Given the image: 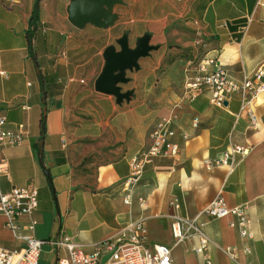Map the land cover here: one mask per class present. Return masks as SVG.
<instances>
[{"label": "crops", "instance_id": "1", "mask_svg": "<svg viewBox=\"0 0 264 264\" xmlns=\"http://www.w3.org/2000/svg\"><path fill=\"white\" fill-rule=\"evenodd\" d=\"M71 1L39 0L29 42L35 0H0V111L6 129L25 131L22 144L0 149L6 170L0 190L35 188L38 198L32 215L37 225L29 233L22 228L29 217H19L20 232L42 240L65 235L91 252L125 224L141 221L147 246L166 245L174 264H203L196 238H173L172 217L194 218L222 192L229 207H245L252 238L230 227L237 220L232 215L201 216L212 264H264V93L251 104L257 118L252 129L239 95L216 108L207 94L190 99L185 88L188 64L204 56L217 59L236 83L252 76L264 60V0H170L160 14L155 5L146 10L140 0H121L108 11L115 16L110 25L83 28L68 20ZM145 38L152 50L124 69L116 84L127 96L96 91L107 52L117 55L123 42L132 51ZM168 118L179 151L146 164L126 204L122 183L130 159L148 148L151 129ZM236 145L249 153L232 155V170L213 166ZM6 221L0 213V247H24ZM66 258L65 250L46 244L38 264Z\"/></svg>", "mask_w": 264, "mask_h": 264}, {"label": "built area", "instance_id": "2", "mask_svg": "<svg viewBox=\"0 0 264 264\" xmlns=\"http://www.w3.org/2000/svg\"><path fill=\"white\" fill-rule=\"evenodd\" d=\"M13 3V0H5ZM259 3V2H258ZM250 18L246 19L240 32L244 34L249 26ZM219 27L226 28L227 23H219ZM237 41L236 38H232ZM188 68L192 74L187 76L185 88L194 99L200 94H207L209 103L216 108H224L227 101L235 94L240 97V112L247 115L249 125L252 129L257 127V118L251 109L252 102L258 95L264 93V60L260 61L253 69L251 77H245L241 83L234 82L225 72L221 63L214 58L202 57L197 62L189 63ZM6 117L0 111V149L22 144L25 131L19 127L16 131L5 128ZM198 121H193L197 127ZM175 131L172 129V120L162 119L151 129L148 138L149 146L130 159V173L124 179L122 186L126 192L125 203L129 204L131 191L138 186L146 164L158 156H176L179 146L175 142ZM187 140V136H182ZM249 149L236 145L228 149L213 166L225 165L230 170L234 168L231 162L232 155L240 154L242 157L248 155ZM212 165L208 164V167ZM6 175V170L0 166V177ZM141 206L144 200L139 199ZM171 206L177 208L175 203ZM38 207L37 190L35 188H13L8 193L0 190V213L7 221L6 227L16 231V238L24 242V247L17 250H7L0 247V264H38L41 249L48 244L56 249H63L67 258L58 261V264H174L171 249L163 244L147 246L148 230L141 221H133L125 224L114 235L101 243L93 245L91 252L83 251L82 247L73 242L68 236H61L55 240H42L31 234L20 232V227L15 221L22 216L29 217V221L22 228L32 232L37 221L32 218ZM236 217V222H231L230 227H238L243 238H252L247 229V219L244 206L229 207L222 192L212 199L194 218H180L173 216L171 223V234L176 241L185 237H194L198 240L195 251L202 254L203 264H212L208 255L209 240L203 233L204 222L199 220L202 216L212 219H221L227 216ZM247 252V250H246ZM229 257L234 258L228 253Z\"/></svg>", "mask_w": 264, "mask_h": 264}, {"label": "water", "instance_id": "3", "mask_svg": "<svg viewBox=\"0 0 264 264\" xmlns=\"http://www.w3.org/2000/svg\"><path fill=\"white\" fill-rule=\"evenodd\" d=\"M121 3V0H72L68 7V20L77 28H83L85 24L90 23L98 27L110 25L115 19L114 15H109L113 6ZM151 47L148 46L147 39H143L136 49L128 51L125 43L121 44V52L113 55L109 50L106 54V64L102 73L95 81V90L103 93H110L117 99H122L127 95L121 94L116 86L118 82L123 81L121 72L129 66L135 65V61L145 56ZM39 143L37 156L40 159Z\"/></svg>", "mask_w": 264, "mask_h": 264}, {"label": "rangeland", "instance_id": "4", "mask_svg": "<svg viewBox=\"0 0 264 264\" xmlns=\"http://www.w3.org/2000/svg\"><path fill=\"white\" fill-rule=\"evenodd\" d=\"M168 1L170 0H140L138 5L146 10H149L151 7H154L155 5L157 9V13L160 14V12L164 11L166 7L169 5Z\"/></svg>", "mask_w": 264, "mask_h": 264}, {"label": "trees", "instance_id": "5", "mask_svg": "<svg viewBox=\"0 0 264 264\" xmlns=\"http://www.w3.org/2000/svg\"><path fill=\"white\" fill-rule=\"evenodd\" d=\"M38 4H39V0H35V4H34V9L32 12V18L30 20L31 26H32V30L30 32H28V37L29 38V42L31 41V37L34 33V23H33V19H35V17L37 16V11H38ZM40 129H41V133L43 134L45 132V112L42 114L41 120H40Z\"/></svg>", "mask_w": 264, "mask_h": 264}]
</instances>
